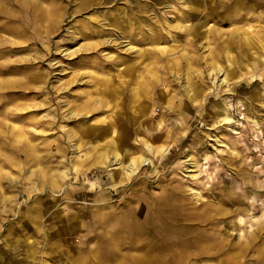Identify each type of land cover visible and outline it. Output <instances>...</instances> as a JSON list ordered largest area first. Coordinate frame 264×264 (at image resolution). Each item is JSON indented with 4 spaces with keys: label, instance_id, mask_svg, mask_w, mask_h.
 I'll list each match as a JSON object with an SVG mask.
<instances>
[{
    "label": "rangeland",
    "instance_id": "1",
    "mask_svg": "<svg viewBox=\"0 0 264 264\" xmlns=\"http://www.w3.org/2000/svg\"><path fill=\"white\" fill-rule=\"evenodd\" d=\"M120 262L264 264V0H0V264Z\"/></svg>",
    "mask_w": 264,
    "mask_h": 264
},
{
    "label": "bare ground",
    "instance_id": "2",
    "mask_svg": "<svg viewBox=\"0 0 264 264\" xmlns=\"http://www.w3.org/2000/svg\"><path fill=\"white\" fill-rule=\"evenodd\" d=\"M224 81V80H223ZM223 119H228V115L225 113V115H224V117H222ZM218 142H220L219 140H218ZM150 145H148V147H149ZM151 147V146H150ZM145 160V159H144ZM146 163V162H145ZM128 166H129V164H127V166H125V170H127L128 169ZM143 240V239H142ZM141 239L139 240V243H141V244H143V241H142ZM122 264V263H121Z\"/></svg>",
    "mask_w": 264,
    "mask_h": 264
},
{
    "label": "crops",
    "instance_id": "3",
    "mask_svg": "<svg viewBox=\"0 0 264 264\" xmlns=\"http://www.w3.org/2000/svg\"><path fill=\"white\" fill-rule=\"evenodd\" d=\"M112 239H114V237H112ZM112 239H111V240H112ZM121 263H122V262H120V264H121ZM122 264H123V263H122Z\"/></svg>",
    "mask_w": 264,
    "mask_h": 264
}]
</instances>
